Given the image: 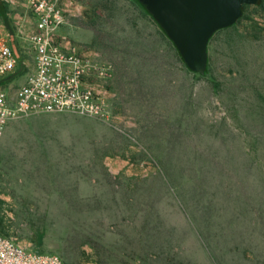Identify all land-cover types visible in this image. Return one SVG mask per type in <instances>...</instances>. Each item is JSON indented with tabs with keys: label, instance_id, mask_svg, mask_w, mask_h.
Returning <instances> with one entry per match:
<instances>
[{
	"label": "rangeland",
	"instance_id": "obj_1",
	"mask_svg": "<svg viewBox=\"0 0 264 264\" xmlns=\"http://www.w3.org/2000/svg\"><path fill=\"white\" fill-rule=\"evenodd\" d=\"M60 4L59 34L112 68L113 118L9 122L0 137L9 236L34 251L43 236L39 250L66 264H264V2L215 32L203 73L138 0ZM0 8L23 46L35 30L28 0Z\"/></svg>",
	"mask_w": 264,
	"mask_h": 264
},
{
	"label": "built area",
	"instance_id": "obj_2",
	"mask_svg": "<svg viewBox=\"0 0 264 264\" xmlns=\"http://www.w3.org/2000/svg\"><path fill=\"white\" fill-rule=\"evenodd\" d=\"M35 30L13 50L0 17V137L21 115L73 113L112 121L107 84L112 68L99 54L80 52L59 34L68 10L60 0H28ZM32 59V65L28 62ZM21 69V71H20ZM23 76L21 83L13 81ZM0 264H65L56 254L28 249L0 232Z\"/></svg>",
	"mask_w": 264,
	"mask_h": 264
},
{
	"label": "water",
	"instance_id": "obj_3",
	"mask_svg": "<svg viewBox=\"0 0 264 264\" xmlns=\"http://www.w3.org/2000/svg\"><path fill=\"white\" fill-rule=\"evenodd\" d=\"M138 1L173 42L187 68L202 73L208 62V43L215 32L236 24L243 16L245 5L258 6L263 0ZM4 20L8 27V19ZM10 33L12 35V31ZM11 43L22 69L23 64L13 38Z\"/></svg>",
	"mask_w": 264,
	"mask_h": 264
},
{
	"label": "trees",
	"instance_id": "obj_4",
	"mask_svg": "<svg viewBox=\"0 0 264 264\" xmlns=\"http://www.w3.org/2000/svg\"><path fill=\"white\" fill-rule=\"evenodd\" d=\"M263 2H264V0L261 2V6H262V4H263ZM260 5H258V6H260ZM145 8V7H144ZM247 8H248V5H246V6H244V13H243V16L242 17H244V15H245V12H246V10H247ZM146 9V8H145ZM155 19V18H154ZM158 26L161 28V26L158 24ZM162 29V28H161ZM163 30V29H162ZM163 33H164V35H166V33L164 32V30L162 31ZM166 37L169 39V37L166 35ZM170 42H171V44L173 45V47H174V49L176 50V52L178 53V55L180 56V58H181V55L179 54V52H178V50L176 49V47H175V45L173 44V42L170 40ZM207 65H208V62H207ZM206 69H207V66H206V68H205V70L203 71V72H205L206 71ZM202 72V73H203ZM0 203H1V201H0ZM0 232H1V234L3 235V236H6V237H9V234H8V231H7V227H6V225H5V219H4V214H3V209H2V207L0 206ZM43 245V236H40L38 239H37V250L36 251H38V252H43V251H41V250H39L40 249V247ZM66 264V263H65Z\"/></svg>",
	"mask_w": 264,
	"mask_h": 264
},
{
	"label": "crops",
	"instance_id": "obj_5",
	"mask_svg": "<svg viewBox=\"0 0 264 264\" xmlns=\"http://www.w3.org/2000/svg\"><path fill=\"white\" fill-rule=\"evenodd\" d=\"M0 17H2V22L4 21L3 24H4L5 29H7L9 31V33H10L11 32L10 31L11 30V26L9 24V21H8V27H7L6 24H5V20H4L5 18H7V11H5V10L3 11L2 8H0Z\"/></svg>",
	"mask_w": 264,
	"mask_h": 264
},
{
	"label": "flooded vegetation",
	"instance_id": "obj_6",
	"mask_svg": "<svg viewBox=\"0 0 264 264\" xmlns=\"http://www.w3.org/2000/svg\"><path fill=\"white\" fill-rule=\"evenodd\" d=\"M246 6V5H245ZM249 6V5H248ZM244 13V12H243ZM229 27V26H228Z\"/></svg>",
	"mask_w": 264,
	"mask_h": 264
}]
</instances>
